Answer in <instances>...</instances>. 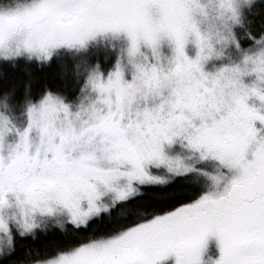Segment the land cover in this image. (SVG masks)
<instances>
[{"label": "snow or ice", "instance_id": "1", "mask_svg": "<svg viewBox=\"0 0 264 264\" xmlns=\"http://www.w3.org/2000/svg\"><path fill=\"white\" fill-rule=\"evenodd\" d=\"M0 264H264V0H0Z\"/></svg>", "mask_w": 264, "mask_h": 264}]
</instances>
